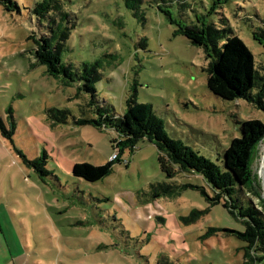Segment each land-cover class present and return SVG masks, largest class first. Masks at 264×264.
Instances as JSON below:
<instances>
[{
  "label": "rangeland",
  "instance_id": "1",
  "mask_svg": "<svg viewBox=\"0 0 264 264\" xmlns=\"http://www.w3.org/2000/svg\"><path fill=\"white\" fill-rule=\"evenodd\" d=\"M13 1L20 14L0 7V120L6 124L12 116L15 124L12 143L0 133V230L20 263L242 264L245 245L227 231L243 232V223L222 205L211 206L200 190L213 194L199 176L165 178L148 141L124 149L98 182L73 177L75 163L110 162L118 153L117 135L73 124L89 95H78L76 85L64 86L35 63L27 37L38 29L23 8L38 0ZM68 1L75 27L63 63L80 73L83 64L95 67L101 79L92 85L112 114L121 116L130 99L149 105L169 138L219 167L230 142L240 137L239 122L264 123V112L244 100L210 94L204 50L176 34L178 23L229 29L263 76L264 0ZM50 109L68 112L67 123L50 119ZM260 145L247 197L264 213ZM17 153L29 160L45 153L50 175L40 178ZM161 183L179 190L153 199L150 187ZM191 212H199L198 219L185 223Z\"/></svg>",
  "mask_w": 264,
  "mask_h": 264
},
{
  "label": "trees",
  "instance_id": "2",
  "mask_svg": "<svg viewBox=\"0 0 264 264\" xmlns=\"http://www.w3.org/2000/svg\"><path fill=\"white\" fill-rule=\"evenodd\" d=\"M66 3L70 1L38 0L32 7L23 8L35 19L38 29V33L27 37L35 47V63L42 66L50 78L60 79L64 86L76 85L78 95H89L87 104L80 109L79 119L73 118V124L112 131L117 135L113 144L118 151L115 158L102 166L73 164V177L88 183L106 178L111 174L112 165L124 149L133 150L138 141L146 140L156 148L159 169L165 178L172 180L177 174L199 176L213 194L208 197L204 189L200 190L211 206L222 205L229 215L243 223V232L227 231L245 245L242 264H253L255 260L264 264V213L247 197L252 192L251 166L255 150L264 138V123L259 120L239 122L240 137L230 142L219 167L185 146L182 141L169 138L163 122L154 115L149 105L137 104L134 99H130L127 100V108L121 116L112 114L100 102L92 85L101 79L95 67L83 64L80 73L71 65L63 63V54L67 50L66 41L75 27V18L66 10ZM0 7L8 13L21 12L19 4L13 0H0ZM176 34L204 50L206 58L209 59L205 72L206 87L210 94L223 101L244 100L264 112V75L260 76L256 71L253 54L237 36L229 29L204 25L186 26L179 23ZM47 115L57 124H66L68 121L66 111L50 109ZM7 119L9 121L6 124L0 120V133L5 140L12 143L15 124L12 116ZM17 155L40 178L50 175L46 170L45 153L35 160H29L21 153ZM178 190L179 187L172 183L153 184L150 195L153 199L171 197ZM241 196L247 201V206L240 201ZM198 215L199 212H191L183 221L192 223L198 219Z\"/></svg>",
  "mask_w": 264,
  "mask_h": 264
},
{
  "label": "crops",
  "instance_id": "3",
  "mask_svg": "<svg viewBox=\"0 0 264 264\" xmlns=\"http://www.w3.org/2000/svg\"><path fill=\"white\" fill-rule=\"evenodd\" d=\"M0 264H21L20 257L12 253L9 244L0 230Z\"/></svg>",
  "mask_w": 264,
  "mask_h": 264
},
{
  "label": "bare ground",
  "instance_id": "4",
  "mask_svg": "<svg viewBox=\"0 0 264 264\" xmlns=\"http://www.w3.org/2000/svg\"><path fill=\"white\" fill-rule=\"evenodd\" d=\"M260 151H261V159H260V168L263 170L264 169V140L261 142L260 145Z\"/></svg>",
  "mask_w": 264,
  "mask_h": 264
},
{
  "label": "built area",
  "instance_id": "5",
  "mask_svg": "<svg viewBox=\"0 0 264 264\" xmlns=\"http://www.w3.org/2000/svg\"><path fill=\"white\" fill-rule=\"evenodd\" d=\"M113 158H115V156H113Z\"/></svg>",
  "mask_w": 264,
  "mask_h": 264
}]
</instances>
